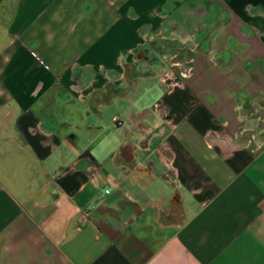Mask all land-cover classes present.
I'll use <instances>...</instances> for the list:
<instances>
[{"label":"crops","instance_id":"crops-1","mask_svg":"<svg viewBox=\"0 0 264 264\" xmlns=\"http://www.w3.org/2000/svg\"><path fill=\"white\" fill-rule=\"evenodd\" d=\"M0 264H264V0H0Z\"/></svg>","mask_w":264,"mask_h":264},{"label":"rangeland","instance_id":"rangeland-1","mask_svg":"<svg viewBox=\"0 0 264 264\" xmlns=\"http://www.w3.org/2000/svg\"><path fill=\"white\" fill-rule=\"evenodd\" d=\"M173 19L164 20L162 26L158 30L145 31L143 34L148 37V42H143L148 50L153 51L157 54H153L156 58L158 68H160L159 77L163 78L169 72L174 73V77L179 75L181 65L186 66L190 61L192 51L198 47V42L193 34L197 33V28H194L196 33L189 32L185 25L181 24V20L176 17ZM167 23V25H165ZM188 31V32H187ZM160 34L159 38L151 39L149 35ZM168 37V38H167ZM136 52V51H135ZM129 64H127L128 67ZM132 64L129 65L128 69L132 68ZM140 73H144L141 72ZM141 74V75H142ZM139 74L136 72L131 78L137 79ZM178 79V78H177ZM160 83L164 81L161 80Z\"/></svg>","mask_w":264,"mask_h":264},{"label":"built area","instance_id":"built-area-1","mask_svg":"<svg viewBox=\"0 0 264 264\" xmlns=\"http://www.w3.org/2000/svg\"><path fill=\"white\" fill-rule=\"evenodd\" d=\"M189 63H190V61L188 62V64L186 66H184L185 70H184L183 74H188L190 72L191 67H190ZM114 119L117 120V118H114ZM107 192L109 193V190H107Z\"/></svg>","mask_w":264,"mask_h":264}]
</instances>
